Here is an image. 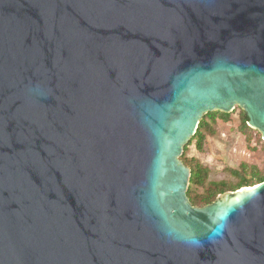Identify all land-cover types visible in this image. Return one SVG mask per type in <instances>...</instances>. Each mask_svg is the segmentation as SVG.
Instances as JSON below:
<instances>
[{
    "label": "water",
    "instance_id": "1",
    "mask_svg": "<svg viewBox=\"0 0 264 264\" xmlns=\"http://www.w3.org/2000/svg\"><path fill=\"white\" fill-rule=\"evenodd\" d=\"M235 106L264 139V0H0V264H264V180L180 158Z\"/></svg>",
    "mask_w": 264,
    "mask_h": 264
},
{
    "label": "rangeland",
    "instance_id": "2",
    "mask_svg": "<svg viewBox=\"0 0 264 264\" xmlns=\"http://www.w3.org/2000/svg\"><path fill=\"white\" fill-rule=\"evenodd\" d=\"M241 111L239 106H235L229 112L228 120L224 121L217 117L215 121L210 122L213 132H205L202 151L196 149L194 143L188 146L185 156L196 158L208 168L204 185L193 187L197 192H203L212 181L223 180L234 184L237 176L231 174L229 169H238L242 162L249 166L255 165L264 174V139L262 137L259 139L256 133L251 141L247 140L246 134L239 129ZM252 129L261 136L258 130Z\"/></svg>",
    "mask_w": 264,
    "mask_h": 264
},
{
    "label": "trees",
    "instance_id": "3",
    "mask_svg": "<svg viewBox=\"0 0 264 264\" xmlns=\"http://www.w3.org/2000/svg\"><path fill=\"white\" fill-rule=\"evenodd\" d=\"M229 115V112H223L220 110L206 112L200 119L195 133L190 137L188 142L183 147V153L181 154L180 158L187 166L190 167L191 170L187 195L193 205L203 206L213 202L219 193L225 192L227 190H235L242 186H251L264 180L263 172L255 165L249 166L245 162H242L240 163L238 169H229L231 174L237 176V181L234 184L223 180L212 181L209 182L204 191L201 193L197 192L196 189L193 188L194 186L204 185L208 174V168L203 166L194 157L187 158L185 156L187 148L191 143H194L196 149L202 151L203 142L205 140V132H213V129L210 127V122L215 121L217 117H220L222 120L226 121L229 119ZM240 118L241 123L239 125V129L246 134L247 140L251 141V139L255 137L256 133L260 139L261 136L259 133L257 131L254 133L253 129L247 124L248 118L244 114L243 110L240 112Z\"/></svg>",
    "mask_w": 264,
    "mask_h": 264
}]
</instances>
